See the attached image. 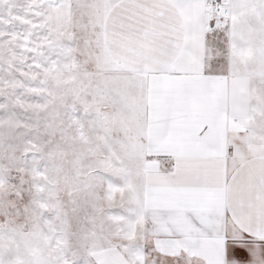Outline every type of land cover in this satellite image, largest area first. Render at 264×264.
Masks as SVG:
<instances>
[{"label":"snow or ice","instance_id":"snow-or-ice-1","mask_svg":"<svg viewBox=\"0 0 264 264\" xmlns=\"http://www.w3.org/2000/svg\"><path fill=\"white\" fill-rule=\"evenodd\" d=\"M0 264H264V0H0Z\"/></svg>","mask_w":264,"mask_h":264}]
</instances>
